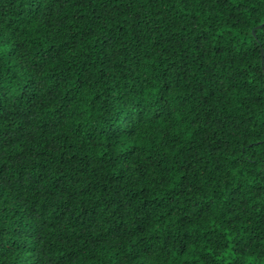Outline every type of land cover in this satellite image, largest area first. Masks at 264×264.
I'll use <instances>...</instances> for the list:
<instances>
[{
  "label": "trees",
  "instance_id": "1",
  "mask_svg": "<svg viewBox=\"0 0 264 264\" xmlns=\"http://www.w3.org/2000/svg\"><path fill=\"white\" fill-rule=\"evenodd\" d=\"M0 264H264V0H0Z\"/></svg>",
  "mask_w": 264,
  "mask_h": 264
}]
</instances>
